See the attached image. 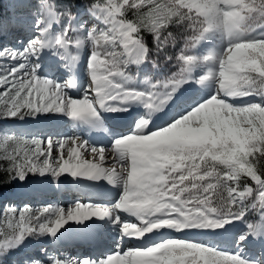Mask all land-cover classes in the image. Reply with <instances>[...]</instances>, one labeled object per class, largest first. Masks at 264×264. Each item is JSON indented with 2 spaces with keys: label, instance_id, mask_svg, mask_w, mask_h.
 <instances>
[{
  "label": "snow or ice",
  "instance_id": "snow-or-ice-1",
  "mask_svg": "<svg viewBox=\"0 0 264 264\" xmlns=\"http://www.w3.org/2000/svg\"><path fill=\"white\" fill-rule=\"evenodd\" d=\"M11 7L0 186L83 198L21 207L0 191V264H264V0Z\"/></svg>",
  "mask_w": 264,
  "mask_h": 264
},
{
  "label": "rangeland",
  "instance_id": "rangeland-1",
  "mask_svg": "<svg viewBox=\"0 0 264 264\" xmlns=\"http://www.w3.org/2000/svg\"><path fill=\"white\" fill-rule=\"evenodd\" d=\"M31 2L35 3L36 0H31ZM17 3H19V0H5V6H7V10L9 12L13 11V9H12L11 6L13 4H17ZM73 10L75 11V9H73ZM87 19L89 21V26H91V24L93 23V21L91 20V18H87ZM72 54L73 55H76L77 53L75 52V50H73L72 51ZM156 56H158V58H159V56L161 57V56H163V54L156 55ZM130 74L133 75V76H136L137 75V70L135 68H133L131 70ZM146 74L147 75H158L159 73H156L154 70H152L151 69V66L149 65L147 69H145V70H143V71H141L139 73V76L142 79ZM0 127H3V128H16L17 126L16 125H12V124H5V125H2ZM60 128L63 130V132L65 134L70 135L71 132H72V128H71L70 125H67V126L60 125ZM82 134H83V132H82ZM89 135H90V133H88V132L85 131L84 132V135H82V137L85 138V139H87L89 137ZM65 185L64 184H61V185H59V187L57 185H55V184L49 185V186L52 187V190H50V191H52V194L51 195L50 194H47V195H44V196H41V195L34 196V197H36L37 203H39L38 205H40V206L56 205V204H58V206H61V205H65V206L70 205V202L72 200H74V199H77L79 197V194H77V192H74L73 197H71V194L70 195H67V193H64V194L62 193V195L61 194H57L56 193V190H55V187L57 186V188H62ZM10 187L12 188V191L11 192H8L9 190L6 191V192H2L4 194V200H3L4 203H12V204H15L16 203L15 205L21 206V207L24 204H31L32 205V203H33L32 197L30 196V193H26V190H29V189L32 190L33 188H30L28 186L21 187L18 184H13ZM20 190H22V191L19 192ZM19 196H22L23 198L26 199V201L23 204H21L20 200L17 199V197H19ZM10 197H14V198H10ZM259 219H260L259 218V215L256 212H251V214L248 216V221L247 222L258 223L259 222ZM245 226H246L245 224H239V227L240 228H244ZM71 239L72 238L67 237L66 240L62 241V243L63 242H67L68 240H71ZM46 240L47 239H42V240H39V241H33L32 242L33 245L31 244L32 245V248L31 249H38L41 244L48 243ZM35 244L37 245V247L34 246Z\"/></svg>",
  "mask_w": 264,
  "mask_h": 264
},
{
  "label": "bare ground",
  "instance_id": "bare-ground-1",
  "mask_svg": "<svg viewBox=\"0 0 264 264\" xmlns=\"http://www.w3.org/2000/svg\"><path fill=\"white\" fill-rule=\"evenodd\" d=\"M83 53H81V55H82ZM57 59H59V57H57ZM61 67H62V65H61ZM57 127H59L60 128V125H58ZM72 132H73V129H72ZM72 132H71V134H72ZM70 134V135H71ZM81 135H84V132H83V134L82 133H80ZM90 135H95V133H90ZM65 185V184H64ZM59 187V186H58ZM50 190H52V187L51 186H46V187H44V188H42V189H39V190H36V189H29V190H26V193H30V196L32 197V201H33V203H32V206L34 207V208H37V207H41L40 205H38L39 203H37V201H36V197H34V196H37V195H41V196H44V195H47V194H52V191H50ZM55 190H56V193L57 194H61L62 195V193L64 194V193H67V195H70L71 194V197H73V195H74V192H77V194H79V197L78 198H83V194L82 193H79L74 187H70L69 185H65L64 187H62V188H57V186L55 187ZM22 190H20L19 192H21ZM10 198H14V197H10ZM77 198V199H78ZM17 199L18 200H20V202H21V204H23L25 201H26V199L25 198H23L22 196H19V197H17ZM16 204V203H15ZM55 206H58V204H56ZM68 236H66V237H64V238H62V241H64V240H66V238H67ZM47 241V240H46ZM48 242V241H47ZM63 243H66V246H67V248L68 249H73V246H74V241L71 239V240H68L67 242H63ZM33 245V244H32ZM32 245H31V248H32ZM34 246H36L37 247V245L35 244ZM70 258V257H69Z\"/></svg>",
  "mask_w": 264,
  "mask_h": 264
},
{
  "label": "trees",
  "instance_id": "trees-1",
  "mask_svg": "<svg viewBox=\"0 0 264 264\" xmlns=\"http://www.w3.org/2000/svg\"><path fill=\"white\" fill-rule=\"evenodd\" d=\"M57 2L63 3V2H66V0H57ZM72 2L75 4L76 0H72ZM80 2L84 3L85 0H80ZM4 10H5V0H0V13H2ZM147 39H148V44L152 45L151 37H148ZM172 53H173V49L169 48V54H172ZM153 59H156L160 65H163L165 63L164 62V56H161V57L159 56V58H158V56H156V54L154 53ZM170 66L171 65H168V66H166V68L169 67V69H170ZM3 179H4V177L2 175H0V181H2ZM8 187L11 188L10 186H0V191H3L4 189H6Z\"/></svg>",
  "mask_w": 264,
  "mask_h": 264
}]
</instances>
